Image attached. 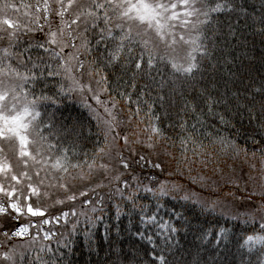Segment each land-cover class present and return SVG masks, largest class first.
I'll return each mask as SVG.
<instances>
[{
    "label": "trees",
    "instance_id": "obj_1",
    "mask_svg": "<svg viewBox=\"0 0 264 264\" xmlns=\"http://www.w3.org/2000/svg\"><path fill=\"white\" fill-rule=\"evenodd\" d=\"M9 2L24 11H34L22 5H35L36 0ZM235 3L244 11L214 17L213 59L203 62L202 72L164 101L159 99L148 74L133 78L132 72L120 65L106 66L105 47L96 44L98 37L92 33L88 36L90 51L80 49L77 53L85 64L83 74L75 70L72 73L92 91H69L72 81L51 61L60 75L46 77L36 91L56 100L47 108L55 121L77 123L82 128L73 163H80L83 173L74 169L73 175L87 174V163L106 145L111 154L97 159V164L104 162L109 167L107 171L97 167L85 179L71 181L77 200L49 210L53 215L73 207L83 212L70 218L78 220L75 231L71 230V222H53L44 228L57 236L32 245L28 238L9 243L0 236V244L23 245L17 251L25 258L21 261L18 256L17 264H41L36 259L37 252L48 244L52 252H39L47 264H135L137 256L147 261L150 257L145 251L151 249V244L146 236L162 245L168 235L161 224L180 229L174 234L179 241L173 250L176 264H194L197 260L199 264H258L259 253L249 254L240 245L248 235L260 232L259 223L264 217V32L260 31L264 0ZM14 14L17 13L9 10V15ZM29 42H43V34L21 36V48ZM32 51L34 54L39 50ZM75 52L68 47L62 53L73 67L76 61L71 57ZM101 77L106 79L101 81ZM112 116L114 132L106 139L105 121ZM153 127L159 129L160 136L149 148ZM125 135L129 138L127 145L122 139ZM124 162L130 167L125 169ZM155 163L161 167L155 168ZM117 175L119 181L113 179ZM160 185L167 187L169 195L154 196L144 190L145 186L155 189ZM82 191L88 195L80 196ZM57 195L62 198L64 193ZM185 195L191 198L182 199ZM129 197H134L136 207ZM88 200L92 204L86 203ZM235 200L248 202L252 208L237 210ZM212 202L217 205L214 211L201 207L205 203L210 207ZM51 203L44 201L45 207ZM141 206L156 214V223L142 222ZM40 219L29 215L18 220L0 217V232L14 230L19 224H35ZM221 229L226 230L227 239L217 244ZM30 232L35 235L36 229L30 228Z\"/></svg>",
    "mask_w": 264,
    "mask_h": 264
},
{
    "label": "snow or ice",
    "instance_id": "obj_2",
    "mask_svg": "<svg viewBox=\"0 0 264 264\" xmlns=\"http://www.w3.org/2000/svg\"><path fill=\"white\" fill-rule=\"evenodd\" d=\"M22 7L34 8V11L23 13L26 21L9 15V10L19 13V7L9 0H0V217L18 220L29 215L41 219L35 224L2 231L0 236L9 243L17 238H28V244L32 245L40 240L52 241L57 236L56 232L44 228L53 222L57 225L61 221L65 225L71 222V230L75 231L78 220L70 221V218L83 212L78 213L73 207L68 211L61 209L59 215H53L49 210L57 205L74 203L77 195L72 191L71 181L85 179L97 167L107 171L108 163L97 164V159L103 160L111 154L106 145L90 163L86 162L87 174L73 175L74 169H81L83 173L81 164L73 163L83 135L82 128L77 123L55 121L54 116L47 113V108L56 100L43 91L40 94L36 91L37 85L46 77L60 75L51 61H55L65 77L72 81L69 91L76 88L92 91L90 86L81 84L72 75L74 70L83 72L85 69L77 53L80 49L90 51L88 36L92 33L98 37L96 44L105 47L106 66L120 65L131 71L133 78L148 74L158 90L159 99L164 101L167 95L189 85L202 72L203 62L213 59L214 17L221 13L243 12L244 9L235 0H36L35 5L24 4ZM260 24V31L264 32V15ZM36 32L43 34V42H29L21 48V36ZM68 47L76 50L71 57L76 61L74 67L62 56ZM33 48L39 51L33 54ZM156 76L160 79L156 80ZM105 79L101 77V81ZM95 98L99 102V97ZM261 107L264 108V104ZM113 121L115 116L105 121L106 139L114 132ZM159 136V129L151 128L148 139L152 143L147 146L153 148ZM122 139L125 145L129 143L127 135ZM122 166L125 169L130 167L126 162ZM154 167L160 168L161 164L155 163ZM113 179L119 181L120 177L117 175ZM116 190L121 192L119 188ZM144 190L154 196L169 195L165 185L155 189L145 186ZM58 192L64 193L62 198ZM79 195L87 196L88 193L82 191ZM190 198L188 195L182 197L185 200ZM129 199L136 207L134 197ZM47 200L52 203L45 207L44 201ZM86 203L92 204V201ZM216 206L215 202L210 207L207 203L201 204L202 208L213 211ZM140 211L145 225L157 222L156 214L146 212L143 206ZM160 227L168 232L163 244L146 236L151 249L146 250L145 255L150 259L146 261L137 256L135 264H176L173 250L179 241L175 240L174 234L180 229L165 224ZM30 228L36 229L35 235ZM259 229L258 234L248 235L240 247L246 248L249 254L258 252V264H264V217H261ZM138 234L141 237L146 235L139 230ZM219 237L217 244L227 239L225 229L220 230ZM18 247L23 245L0 244V264H17L18 256L23 261L24 253L18 252ZM44 251L52 252L51 245L41 246L39 252ZM39 252L36 259L47 264Z\"/></svg>",
    "mask_w": 264,
    "mask_h": 264
},
{
    "label": "rangeland",
    "instance_id": "obj_3",
    "mask_svg": "<svg viewBox=\"0 0 264 264\" xmlns=\"http://www.w3.org/2000/svg\"><path fill=\"white\" fill-rule=\"evenodd\" d=\"M17 7H19L20 8V12L19 13H17V14H14V16H19L20 18L21 17H23L24 18V15H23V13L25 12L23 9H21V6H17ZM80 72V71H79ZM81 74H83V72H80ZM82 77V76H81ZM234 203V205L233 206H235L236 208H237V210H240V211H244V210H248V208H252V206L251 205H249V203L248 202H243V201H238V200H235V201H233ZM20 225V224H19ZM17 239H19V238H17Z\"/></svg>",
    "mask_w": 264,
    "mask_h": 264
}]
</instances>
